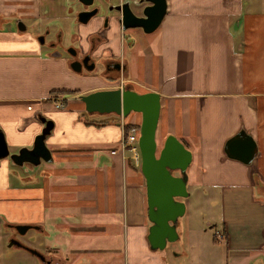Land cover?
Wrapping results in <instances>:
<instances>
[{"label": "crops", "instance_id": "obj_1", "mask_svg": "<svg viewBox=\"0 0 264 264\" xmlns=\"http://www.w3.org/2000/svg\"><path fill=\"white\" fill-rule=\"evenodd\" d=\"M166 4L156 30L137 31L151 38L122 39L114 20L111 29L96 21L79 28L86 49L100 34L97 52L122 60L134 90L160 94L162 143L173 134L192 152L180 246L155 250L141 163L121 150L142 114L86 112L78 97L114 83L72 70L38 42L27 21L35 28V19L48 18L42 0H0V130L10 152L32 147L42 117L54 123L51 161L0 159V223L55 230L53 252L36 249L44 260L31 254L40 264H264V0ZM241 131L256 145L250 163L226 153Z\"/></svg>", "mask_w": 264, "mask_h": 264}, {"label": "water", "instance_id": "obj_2", "mask_svg": "<svg viewBox=\"0 0 264 264\" xmlns=\"http://www.w3.org/2000/svg\"><path fill=\"white\" fill-rule=\"evenodd\" d=\"M91 3V0H82ZM142 6V15L137 16L130 7V0L116 7L120 14L119 22L123 30L142 28L145 33L156 30L165 17L166 0H141L134 2ZM96 14L95 10L80 12L79 20L87 23ZM72 68L76 71L78 69ZM80 100L84 103L86 112L110 114L115 113L128 117L132 112L142 114L138 145L141 153V170L146 180L148 217L152 222L149 228L148 240L152 249H164L168 243L178 239L177 230L179 218L186 211L183 200L189 195L187 190V168L192 161V152L173 134H169L158 150L157 127L161 112V96L158 92L140 93L131 88L103 89L83 94ZM44 128L35 138L32 147H23L18 152L11 153L4 134L0 130V159L9 158L13 164L23 166L26 163L38 166L43 160L51 161L52 154L46 144L48 135L52 132V120L42 117ZM255 142L241 131L226 144V153L231 157H239L250 163L254 157ZM177 172L178 174H175ZM21 234L31 228L27 224H19ZM16 245L25 248L32 254L44 260L38 250L24 245L17 239H11L9 246Z\"/></svg>", "mask_w": 264, "mask_h": 264}, {"label": "flooded vegetation", "instance_id": "obj_3", "mask_svg": "<svg viewBox=\"0 0 264 264\" xmlns=\"http://www.w3.org/2000/svg\"><path fill=\"white\" fill-rule=\"evenodd\" d=\"M66 1H69L72 6L67 7L65 5ZM126 1L128 0H91V3H86V1L83 2L82 0H63V4L65 6L64 12L65 14L70 15V18L75 21L76 32L73 33L70 38H68L69 40H66L65 32L63 30H57L55 39L48 40L47 36L50 34L51 29L47 27L44 32L38 34L37 40L39 39L41 41L40 43L43 46L52 48V50L54 51L53 54L66 57L69 61L70 67L72 68L73 66L79 71H76L73 68L72 70L76 72L90 71L100 74L103 73L106 77H109V81L114 83V85L107 89H134L130 84H127L125 77H123L127 74V67L122 62V60L117 57L108 58L105 56V54L97 52L96 41L102 40L100 34H95L92 36L87 49L81 44L79 34V28L81 25H89L96 21L100 23V28L102 30H105L112 28L111 22L114 20L118 26L120 33H122V39L124 38L125 40H127V38L131 37L133 38V40H136L138 36L137 31H143V29L135 27L123 30L122 24L118 21L120 18V14L117 12L116 7L118 5H123ZM136 1L141 0H130V7L133 9L134 13L137 16H141L142 6L147 5V3L143 1L136 6V4L134 3ZM92 10H95L96 14L93 15L87 23H83L79 20L80 12ZM59 47H61L63 51L60 50ZM80 96L78 97V100H80ZM175 174H177V172H175ZM18 225L19 224L6 225V228L8 230H11L12 232L10 240L16 239V234L18 236H25L27 234V232L25 234H21L17 227ZM24 245L27 246L26 243Z\"/></svg>", "mask_w": 264, "mask_h": 264}, {"label": "rangeland", "instance_id": "obj_4", "mask_svg": "<svg viewBox=\"0 0 264 264\" xmlns=\"http://www.w3.org/2000/svg\"><path fill=\"white\" fill-rule=\"evenodd\" d=\"M42 1H43V6L45 3L47 5L46 7L43 8V12L46 13L48 12L47 14L48 18H45L43 15L41 16L40 19H35V21L39 22L35 28L32 27V23H34V21L28 20L27 23H28L29 31L37 35L36 38H38V34L44 32V30L47 27H49L51 29V32L47 36V39L51 40V39H55L57 30H63L66 34L65 39L69 40L68 38H70V36H72V34L76 32V24L75 21L70 18V15L64 14L63 11L65 7L64 4H62L63 1L62 0H47V1L42 0ZM65 5L67 7L72 6L69 1H66ZM48 6L53 8L52 14H49L51 12ZM56 9H58V12L56 11ZM145 34H149V33H145ZM138 37H140L141 40L144 38H151L149 37V35H143V34L138 35ZM38 42L40 43L41 41L38 39ZM44 48H46V50L49 51V54H53L54 51L52 50V48L47 46ZM59 49L62 50L61 47H59ZM157 141H158V150H160V147L163 144L160 133L157 134ZM214 228L215 227L208 226L207 229L211 233L210 235H213L215 233ZM30 229L31 230H29L25 236H21V235L18 236L16 234L15 235L16 239L20 240L24 244L28 243L29 245V246L27 245L28 247L38 249L43 254H49L50 252H53L51 248L54 247L51 246L53 243V237L56 234L55 230L50 228L49 226H46L47 232L49 233L48 235L45 233H41L40 231L35 230L34 228H30ZM62 232L70 233L71 230L69 229L62 230ZM11 236H12L11 230H8L3 223H0V264H36V263L40 264V260L35 256L33 257L31 255L32 253L26 250L25 248H21L16 245L9 246V241ZM179 242L180 241L177 240L169 243L168 250H170V248H173L174 246H177L179 248L180 246ZM59 245L62 246L66 244L60 242ZM169 259L171 261H176L178 258L172 256L169 257Z\"/></svg>", "mask_w": 264, "mask_h": 264}, {"label": "built area", "instance_id": "obj_5", "mask_svg": "<svg viewBox=\"0 0 264 264\" xmlns=\"http://www.w3.org/2000/svg\"><path fill=\"white\" fill-rule=\"evenodd\" d=\"M62 99L60 98L57 103L56 107L60 108L63 107ZM140 135V126H132L129 130L124 131V135L121 140V150L128 149L132 153V158L138 163H141V153L138 145V138ZM117 152V151H113ZM222 236V235H219Z\"/></svg>", "mask_w": 264, "mask_h": 264}, {"label": "trees", "instance_id": "obj_6", "mask_svg": "<svg viewBox=\"0 0 264 264\" xmlns=\"http://www.w3.org/2000/svg\"><path fill=\"white\" fill-rule=\"evenodd\" d=\"M56 95L57 94H67V95H73L75 93H77V91L75 90H57L56 92H54Z\"/></svg>", "mask_w": 264, "mask_h": 264}]
</instances>
